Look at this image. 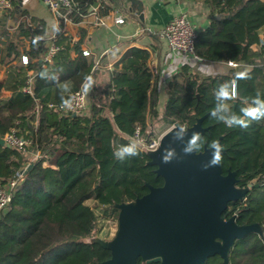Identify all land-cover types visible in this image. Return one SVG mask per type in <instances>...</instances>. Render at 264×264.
Here are the masks:
<instances>
[{
	"label": "trees",
	"instance_id": "16d2710c",
	"mask_svg": "<svg viewBox=\"0 0 264 264\" xmlns=\"http://www.w3.org/2000/svg\"><path fill=\"white\" fill-rule=\"evenodd\" d=\"M127 1L110 0L111 5L106 0H74V20L80 21L96 2L102 11L105 6L125 7ZM200 1L210 8L212 19L198 30L197 54L240 66L201 78L183 65L166 81L162 110L159 74L153 76L151 54L141 47H130L121 55L110 83L91 99L89 112L72 117L50 108L49 101L62 105L70 92L90 81L94 60L59 31V49L52 62L44 64L41 59L48 45L43 37L32 36L26 46L21 37L29 32L22 25L3 31L0 65L10 67L14 80L8 86L10 96L3 95L0 84V138L17 128L30 141L29 151L47 153L57 167L44 165L43 159L29 162L24 182L0 215V264H99L108 259L110 250L91 238L98 220L95 207L118 215L116 204L146 194L148 184H163L147 153L139 150V155L120 161L114 152L129 143L126 136L138 126L144 130L147 120L189 127L198 118L206 141L222 145L223 172L235 171L236 185L248 187L244 198L230 202L223 216L235 215L238 224L261 227V234L235 240L229 264H264V119L241 128L228 127L210 115L221 86L235 93L226 105L237 115L257 91L264 98V0ZM22 54L29 58L27 65ZM31 70L34 95L23 90ZM26 160L21 150L0 144V180L7 181ZM203 264L226 263L216 254Z\"/></svg>",
	"mask_w": 264,
	"mask_h": 264
},
{
	"label": "water",
	"instance_id": "95a60500",
	"mask_svg": "<svg viewBox=\"0 0 264 264\" xmlns=\"http://www.w3.org/2000/svg\"><path fill=\"white\" fill-rule=\"evenodd\" d=\"M141 10L139 5L137 11L143 20ZM76 115L71 113L72 117ZM181 128L187 135L182 140L174 139ZM193 132H203L201 118L189 127L173 125L159 147L147 153L148 163L156 166L155 173L163 178V184H148L146 194L116 204L115 236L109 240L92 238L111 252L99 264H203L216 254L229 264L236 239L261 234L258 223L238 224L235 215L223 216L230 202L244 198L248 187H238L236 172L224 173L220 163L205 168L211 158L206 145L202 153L185 154L183 149ZM0 144H5L4 138H0ZM165 156L167 163L163 161Z\"/></svg>",
	"mask_w": 264,
	"mask_h": 264
},
{
	"label": "crops",
	"instance_id": "0c3cea01",
	"mask_svg": "<svg viewBox=\"0 0 264 264\" xmlns=\"http://www.w3.org/2000/svg\"><path fill=\"white\" fill-rule=\"evenodd\" d=\"M109 1L106 0L107 3ZM137 1L140 4H132L131 0H128L125 7L105 6L102 11L90 8L91 12L86 14L80 21L63 24L59 21L57 15L41 0H12L13 8L10 11L0 9L1 54L5 42V36L3 35L5 29L12 32L19 25L26 28L29 34L21 37L26 46H28L32 36L43 37L49 46L51 38L57 32L62 31L69 38L72 45L79 43L82 50L91 52L90 58L98 60L90 81L83 84L91 94L101 91L110 83L114 64L127 49L130 47L144 48L150 52L151 61L158 69L161 110L167 99L166 81L178 72L183 65H188L190 71L198 74L201 78L225 74L232 69L228 62L198 61L174 52L160 35V30L165 24L174 15L182 12L189 15L197 26V30L206 27L212 16L210 8L202 1ZM109 3L112 5L111 2ZM95 5H99V2H96ZM139 5L142 6L143 20L140 19V12L137 11ZM120 16L124 18L122 23L117 22V18ZM23 18L29 19V25L23 21ZM72 54L75 55L76 53L72 51ZM13 80L14 73L10 67L7 64L0 65V84L3 85L2 92L4 96L12 94V88H8V86L13 83ZM65 86L67 85L65 84Z\"/></svg>",
	"mask_w": 264,
	"mask_h": 264
},
{
	"label": "built area",
	"instance_id": "2783aa9c",
	"mask_svg": "<svg viewBox=\"0 0 264 264\" xmlns=\"http://www.w3.org/2000/svg\"><path fill=\"white\" fill-rule=\"evenodd\" d=\"M51 11H53L59 21L63 24L67 22H78L74 20L76 15V4L74 0H41ZM13 8L12 0H0V9L10 11ZM92 10H99V5H92ZM24 22H27L29 25V19L23 18ZM117 22H124L122 16L117 18ZM22 23V22H21ZM26 24V23H25ZM197 26L190 19L189 15L186 12L174 15L160 30L161 37L166 40L170 49L174 52L181 53L182 55L193 58L198 61H203L201 56H199L195 49V40L197 37ZM3 39V38H2ZM1 47L0 46V56H1ZM59 46L56 43V35L51 38L50 44L47 51L42 55V61L44 64L52 62L54 55L58 51ZM85 56H90L91 52L89 50H83ZM1 60V59H0ZM22 63L27 65L29 58L26 54L21 56ZM232 67H239L240 63L235 61L228 62ZM94 68L98 64V60H94ZM149 68L155 76L158 73L157 67L152 63L151 57L149 58ZM33 82H34V72L31 70L28 72V77L26 80V85L23 87L25 92L34 95L33 93ZM95 92L89 93V91L82 85L77 90L69 94L68 100H66L62 105H58L53 101L47 103L48 107L57 109L60 108V111L63 114H71L75 112L76 114H85L90 108L91 99L94 98ZM36 111H39V105L36 106ZM165 132L157 131L154 129V126L147 120L146 128L143 130L138 126L134 134L126 136L129 142H134L139 145V150L145 153L156 150L160 143L161 139ZM5 145L14 147L21 150L29 151L30 141L25 139L18 133V129L14 128L10 132L6 133L3 137ZM35 154V159H43L44 165H51L57 167L55 164L51 163L48 158V154L39 151H33ZM30 166V163L22 166L7 180H0V215L8 208V205L11 202L13 193L25 180V171Z\"/></svg>",
	"mask_w": 264,
	"mask_h": 264
},
{
	"label": "clouds",
	"instance_id": "9594fccd",
	"mask_svg": "<svg viewBox=\"0 0 264 264\" xmlns=\"http://www.w3.org/2000/svg\"><path fill=\"white\" fill-rule=\"evenodd\" d=\"M235 99V93H229L226 86H221L215 92L216 104L211 110L210 115L218 122L224 123L228 127L238 126L247 128L252 121H259L264 119V98L261 93L257 91L256 95L250 99L247 106L240 109V115L232 112L226 105V101ZM181 134L174 139H183L187 132L181 128ZM207 144V149L211 152V158L205 165V168L216 166L221 162L222 145L218 140L207 142L206 139L199 132H193L188 138L184 152L185 154L202 153ZM169 151V150H166ZM139 155V145L134 142H129L127 145L120 146L115 152L116 159L123 161L129 157ZM165 163L169 162L168 157H163Z\"/></svg>",
	"mask_w": 264,
	"mask_h": 264
},
{
	"label": "rangeland",
	"instance_id": "374dc122",
	"mask_svg": "<svg viewBox=\"0 0 264 264\" xmlns=\"http://www.w3.org/2000/svg\"><path fill=\"white\" fill-rule=\"evenodd\" d=\"M151 124L154 126V129L158 132H167L173 126L169 125L167 122L164 121L155 122L154 124ZM24 154L27 159L25 165L35 160V154L33 152L25 151ZM88 203L95 206L93 201H89ZM95 210L98 216V220L96 231L91 238H98L104 240L112 239L118 229V215L115 214L112 210H107L105 207H95Z\"/></svg>",
	"mask_w": 264,
	"mask_h": 264
}]
</instances>
